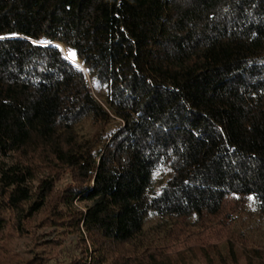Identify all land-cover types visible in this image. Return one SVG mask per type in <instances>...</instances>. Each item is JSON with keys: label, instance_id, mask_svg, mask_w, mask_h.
I'll return each mask as SVG.
<instances>
[{"label": "trees", "instance_id": "16d2710c", "mask_svg": "<svg viewBox=\"0 0 264 264\" xmlns=\"http://www.w3.org/2000/svg\"><path fill=\"white\" fill-rule=\"evenodd\" d=\"M229 197L264 224V0H0V264H62L46 229L85 234L64 264H239L168 246Z\"/></svg>", "mask_w": 264, "mask_h": 264}, {"label": "rangeland", "instance_id": "374dc122", "mask_svg": "<svg viewBox=\"0 0 264 264\" xmlns=\"http://www.w3.org/2000/svg\"><path fill=\"white\" fill-rule=\"evenodd\" d=\"M85 131H89L90 125L85 123ZM67 176L62 178L58 185L62 186L67 181ZM242 200L237 197H229L226 199L220 212L216 215H204L201 220H180L173 226L171 234L168 238V246L170 251H184L193 249L198 252L200 248H205L208 251L213 252V249L218 247L223 249L228 240L234 243L238 252L239 264H245L244 255L247 250L253 246L264 244V224L251 228V231L247 232L246 227L250 224V217L244 210ZM254 221V219L252 218ZM155 222V220L151 221ZM242 231L246 235V239L236 240L238 231ZM46 233L45 239H53L59 236L62 241L61 249L62 255L59 256L61 263L67 261L68 255H76L79 248L86 247L90 249L88 240L83 232L78 234H65L57 235L54 229H46L43 231ZM235 238H233L234 236ZM263 235V237L261 236ZM12 245L16 250L24 252L28 248L27 241L23 238H14ZM213 255V254H212ZM214 257V255H213ZM94 254H90L88 261H93ZM199 256L195 263L200 261ZM217 262V261H216ZM200 263V262H199ZM226 264H234L229 259L225 260ZM51 264H55L54 261Z\"/></svg>", "mask_w": 264, "mask_h": 264}, {"label": "bare ground", "instance_id": "6f19581e", "mask_svg": "<svg viewBox=\"0 0 264 264\" xmlns=\"http://www.w3.org/2000/svg\"><path fill=\"white\" fill-rule=\"evenodd\" d=\"M58 46L63 50V52L65 53L66 57L76 66L78 67H82V63L81 61L75 56V58L73 59L72 56L70 54H72L73 52L67 48L66 46H64L61 43H58Z\"/></svg>", "mask_w": 264, "mask_h": 264}, {"label": "water", "instance_id": "95a60500", "mask_svg": "<svg viewBox=\"0 0 264 264\" xmlns=\"http://www.w3.org/2000/svg\"><path fill=\"white\" fill-rule=\"evenodd\" d=\"M54 45H56V46H58V44H57V42H54L53 43ZM59 47V46H58ZM61 49V48H60ZM62 50V49H61ZM63 51V50H62ZM64 53V52H63ZM65 54V53H64ZM65 57H66V55H65ZM67 58V57H66ZM68 59V58H67ZM69 60V59H68ZM70 61V60H69ZM76 66V65H75ZM76 67H78V66H76ZM78 68H82V67H78Z\"/></svg>", "mask_w": 264, "mask_h": 264}, {"label": "snow or ice", "instance_id": "6c2138e0", "mask_svg": "<svg viewBox=\"0 0 264 264\" xmlns=\"http://www.w3.org/2000/svg\"><path fill=\"white\" fill-rule=\"evenodd\" d=\"M70 55L72 56L73 59L75 58V54H74V53H72V54H70Z\"/></svg>", "mask_w": 264, "mask_h": 264}]
</instances>
